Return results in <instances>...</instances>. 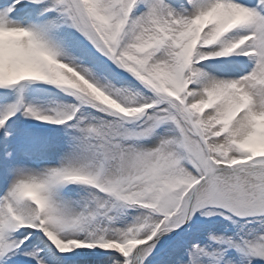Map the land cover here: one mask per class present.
I'll return each mask as SVG.
<instances>
[{
	"label": "snow or ice",
	"instance_id": "6c2138e0",
	"mask_svg": "<svg viewBox=\"0 0 264 264\" xmlns=\"http://www.w3.org/2000/svg\"><path fill=\"white\" fill-rule=\"evenodd\" d=\"M0 264H264V0H0Z\"/></svg>",
	"mask_w": 264,
	"mask_h": 264
}]
</instances>
